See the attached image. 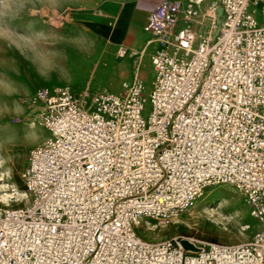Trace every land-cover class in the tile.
I'll return each instance as SVG.
<instances>
[{
	"label": "built area",
	"instance_id": "1",
	"mask_svg": "<svg viewBox=\"0 0 264 264\" xmlns=\"http://www.w3.org/2000/svg\"><path fill=\"white\" fill-rule=\"evenodd\" d=\"M203 1L162 0L150 12L149 93L140 78L91 98L38 90L51 135L22 174L32 204L0 203V264H264V0L209 6L210 32ZM226 183L263 223L247 241L137 233L144 219L155 231Z\"/></svg>",
	"mask_w": 264,
	"mask_h": 264
},
{
	"label": "rangeland",
	"instance_id": "2",
	"mask_svg": "<svg viewBox=\"0 0 264 264\" xmlns=\"http://www.w3.org/2000/svg\"><path fill=\"white\" fill-rule=\"evenodd\" d=\"M102 10V5L79 0H0V186L2 194L14 196L0 198L1 204H32L22 174L30 150L51 135L42 124L40 88L69 86L74 93L91 98L103 91L120 92L123 82L134 77L132 60L118 58L117 48H106L112 35L99 34L106 35L109 29L100 26L103 22H113L101 16ZM112 54L118 63L114 58L109 62ZM141 67L149 93L152 73L147 61ZM150 110L148 101L145 115ZM220 200L223 204L218 209L214 202ZM220 214L224 222L217 223L214 219ZM147 220L135 229L149 240L181 234L224 243L244 242L251 233L248 229L243 235L244 230L249 224L254 228L257 221L244 195L228 183L207 188L194 207L166 226L149 231Z\"/></svg>",
	"mask_w": 264,
	"mask_h": 264
},
{
	"label": "crops",
	"instance_id": "3",
	"mask_svg": "<svg viewBox=\"0 0 264 264\" xmlns=\"http://www.w3.org/2000/svg\"><path fill=\"white\" fill-rule=\"evenodd\" d=\"M80 2L90 3L91 5H102L101 16L106 20H112L110 23H102L100 26H107V34L99 33L103 38H109L112 35L111 44L108 45L107 49L114 50L117 48L116 53L120 46H125L129 51L138 52L130 54L121 59L130 62L132 60L131 71L133 78L124 81L123 83H129L140 78L141 76L142 63L147 61L150 72L152 73V80L154 79V70L151 64V55L158 47L157 42H151L152 36L145 31L144 25L150 12L162 1V0H79ZM183 4L187 3L188 0H179ZM220 0H204L201 4L202 13V25L201 29L210 32L212 30V12L209 11V6L217 4ZM101 17V18H102ZM117 57L119 58L118 54ZM115 59L118 63L117 58L112 54L109 56V62ZM145 81V80H144ZM249 224V223H248ZM249 224L248 228L244 230L243 235L249 229L251 230L250 235H246V238L250 239L254 233L262 230L263 223L257 219L254 224V228ZM245 239L244 241H247Z\"/></svg>",
	"mask_w": 264,
	"mask_h": 264
},
{
	"label": "bare ground",
	"instance_id": "4",
	"mask_svg": "<svg viewBox=\"0 0 264 264\" xmlns=\"http://www.w3.org/2000/svg\"><path fill=\"white\" fill-rule=\"evenodd\" d=\"M39 105H41V104H39ZM42 106V105H41ZM37 107V106H36ZM40 108V107H39ZM2 186H0V198H4V199H10V198H13L14 196H12V194H2V191H3V189L1 188ZM28 194H29V192H28ZM214 198H217V195H216V197H214ZM223 199V198H222ZM210 200V199H209ZM202 202V201H201ZM223 201H218V202H214L215 203V205H217L218 204V209H219V207H221L222 206V203ZM203 206V205H202ZM205 209H207V208H205ZM204 209V210H205ZM208 210V212H209V210L211 211V212H214L215 211V208H211V209H207ZM207 212V213H208ZM206 213V214H207ZM232 213V212H231ZM239 213V212H238ZM209 216V215H208ZM215 217L217 216V215H214ZM226 216V215H225ZM224 216V217H225ZM213 217V216H212ZM179 217H177V218H175V219H178ZM215 220V222H217V223H219V222H224L223 221V216L220 214V216L219 217H217V218H215L214 219ZM223 225H224V223H223ZM163 226H166V224L165 225H163ZM226 227V226H225Z\"/></svg>",
	"mask_w": 264,
	"mask_h": 264
},
{
	"label": "water",
	"instance_id": "5",
	"mask_svg": "<svg viewBox=\"0 0 264 264\" xmlns=\"http://www.w3.org/2000/svg\"><path fill=\"white\" fill-rule=\"evenodd\" d=\"M218 22L220 23V19H221V16H222V14H223V9L222 8H219V10H218ZM181 243H182V245H183V247L185 248V249H193V250H197V248L193 245V244H191L188 240H186V239H183L182 241H181Z\"/></svg>",
	"mask_w": 264,
	"mask_h": 264
}]
</instances>
